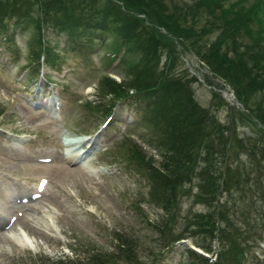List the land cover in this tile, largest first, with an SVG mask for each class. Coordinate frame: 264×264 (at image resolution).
Here are the masks:
<instances>
[{
  "label": "rangeland",
  "instance_id": "rangeland-1",
  "mask_svg": "<svg viewBox=\"0 0 264 264\" xmlns=\"http://www.w3.org/2000/svg\"><path fill=\"white\" fill-rule=\"evenodd\" d=\"M9 25L7 34L0 31V206L10 216L9 226L0 228V264H53L58 260L71 263L74 259L93 264L92 256L102 250H114L120 240L129 244L137 259L117 256L106 263L202 264L205 260L193 255L194 251L203 253L209 262L214 261L220 248L218 241L213 242L212 253L197 248L192 238L166 248L159 243L161 220H165L162 225H170L171 219L166 218H177H173L176 233L185 230L187 212L213 208L194 204L192 194L199 191L200 176L192 180L195 185L191 192L180 197L182 209L174 215L175 208L168 213L147 178L136 167H127L119 155L129 143H135L159 167L167 159L152 140L151 120L142 119L151 97H129L115 103V95L105 90L114 82L125 92L133 93L130 86L142 79L136 74L141 66H135L140 53L130 54L125 45L117 51L112 45L116 35L112 29L105 33L97 28L92 39L78 40L49 32V45L58 55L54 56V63L60 67L41 63L37 70L29 72L31 50L38 46L32 40L33 26ZM10 34L13 45L4 41V35ZM183 46L177 45L178 56L175 54L173 65L163 47L154 70L162 72L168 65L169 78L181 77L184 81L194 77L192 88L198 104L216 115L228 135L235 132L254 140L260 133L254 124L232 128L238 109L243 110L242 104L225 98L228 104L216 108L220 100L212 97V91L225 96L232 95V89L212 76L191 49ZM109 108L110 117L104 124ZM78 153H82V159L76 166L73 163L78 159L73 156ZM249 153L241 154L237 161L248 173L247 182L231 195L221 190L219 201L224 207L227 198L226 206L234 212L232 226L239 231L240 240L246 237L242 264H264V201L247 189L255 182L264 185V161L257 162L260 150H256L255 160ZM204 166L207 164L202 161L197 169L201 176ZM40 182L45 185L38 189ZM33 193L37 194L36 199L20 202L21 196ZM45 208L54 211L64 238L44 229ZM20 229L37 240L36 250L20 248L10 237L9 233Z\"/></svg>",
  "mask_w": 264,
  "mask_h": 264
},
{
  "label": "trees",
  "instance_id": "trees-1",
  "mask_svg": "<svg viewBox=\"0 0 264 264\" xmlns=\"http://www.w3.org/2000/svg\"><path fill=\"white\" fill-rule=\"evenodd\" d=\"M9 24L33 26L32 40L38 46L31 50L29 72L37 70L41 63L59 69L54 63V56L58 55L49 45V32L78 40L92 39L97 28L105 33L112 29L116 33L112 45L117 51L125 45L130 54L140 53L135 66H141L136 74L142 79L130 86L133 93L125 92L114 82L105 90L115 95V103L129 97H151L142 119L151 120L152 140L163 149L161 152L167 159L159 167L143 148L129 143L119 153L121 160L147 178L168 213L174 208L173 214L179 213L182 209L179 199L191 192L195 185L192 180L197 175L200 182L199 191L192 194L194 204L213 207L205 212H187L185 230L176 233L173 222L177 218L168 216L170 225H162L165 220H161L162 242L159 243L166 248L192 238L197 248L212 253L215 251L212 244L218 241L220 248L214 261L209 262L196 251L192 254L203 258L202 264H242L246 237L240 240L239 231L232 226L234 212L226 206L227 198L221 207L219 197L221 190L231 195L247 182L248 173L237 163L241 154L250 152L255 160L256 150H260L261 158L257 162L264 161V0H0V31L7 34ZM4 36V41L14 44L10 40L12 34ZM178 44L191 49L212 76L222 79L232 89L243 106V110L238 109L232 128L254 124L260 132L254 140L239 137L235 132L228 135L216 115L198 104L192 88L194 77L184 81L181 77L169 78L168 65L162 72L154 70L163 47L168 50L165 53L170 65L174 64ZM212 97L220 100L218 109L228 104L220 91L213 90ZM230 159L235 165L232 166ZM202 161L207 166L201 168V176L197 169ZM255 183L247 189L264 201V185ZM185 185L189 188L185 189ZM128 245L120 240L114 244V250L96 253L92 256L93 264H108V259L117 256L124 260L137 259ZM53 264L83 263L74 259L71 263L58 260Z\"/></svg>",
  "mask_w": 264,
  "mask_h": 264
},
{
  "label": "bare ground",
  "instance_id": "bare-ground-1",
  "mask_svg": "<svg viewBox=\"0 0 264 264\" xmlns=\"http://www.w3.org/2000/svg\"><path fill=\"white\" fill-rule=\"evenodd\" d=\"M78 155L81 156V154L78 153V154H76V156H73V158L74 157H78ZM51 209H53V208H51ZM43 210H44V214L46 215L45 216V221L43 222V224L45 225V228L44 227L43 228L46 229V231L49 232V234H51L53 236L59 237L58 235L60 233L58 232V225H57V223L55 222V219H54V216H55V214H53L54 211L53 210L52 211L51 210H48V208L47 209L45 208ZM8 215H9L8 214V211L4 210V207L0 206V225L1 226H3L5 224V222L8 220V218L10 217ZM40 221L42 222V220H40ZM26 232H28V231H25L23 229H20L18 232H11V234L9 233V235H10V237L14 238L13 240H15L18 243V246L20 248L22 247V248H27V249L29 248L31 250H36L37 249V247H36L37 240H35L34 237H31L30 235H28V233H26Z\"/></svg>",
  "mask_w": 264,
  "mask_h": 264
},
{
  "label": "water",
  "instance_id": "water-1",
  "mask_svg": "<svg viewBox=\"0 0 264 264\" xmlns=\"http://www.w3.org/2000/svg\"><path fill=\"white\" fill-rule=\"evenodd\" d=\"M225 97L226 98H228V100H233V102H235V103H237V104H240L241 105V103H239V100L238 99H236V97L234 96V97H232V96H229L228 94H226L225 93Z\"/></svg>",
  "mask_w": 264,
  "mask_h": 264
}]
</instances>
